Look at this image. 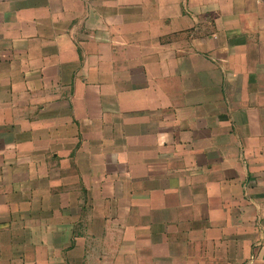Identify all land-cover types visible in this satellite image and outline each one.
Listing matches in <instances>:
<instances>
[{
	"label": "crops",
	"instance_id": "1",
	"mask_svg": "<svg viewBox=\"0 0 264 264\" xmlns=\"http://www.w3.org/2000/svg\"><path fill=\"white\" fill-rule=\"evenodd\" d=\"M0 264H264V0H0Z\"/></svg>",
	"mask_w": 264,
	"mask_h": 264
}]
</instances>
